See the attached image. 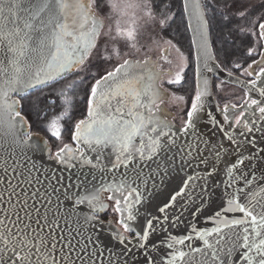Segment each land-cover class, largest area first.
Wrapping results in <instances>:
<instances>
[{"label":"snow or ice","instance_id":"snow-or-ice-1","mask_svg":"<svg viewBox=\"0 0 264 264\" xmlns=\"http://www.w3.org/2000/svg\"><path fill=\"white\" fill-rule=\"evenodd\" d=\"M140 19L176 30L152 38L167 72L136 58ZM189 57L178 128L164 85ZM226 83L244 94L221 105ZM0 264H264V0H0Z\"/></svg>","mask_w":264,"mask_h":264},{"label":"rangeland","instance_id":"rangeland-1","mask_svg":"<svg viewBox=\"0 0 264 264\" xmlns=\"http://www.w3.org/2000/svg\"><path fill=\"white\" fill-rule=\"evenodd\" d=\"M133 16H137V13L134 10L129 9V17L131 18ZM139 27L142 31V35L140 37L139 44H138V46L141 47V51L140 53L137 54L136 58L143 59L145 58V54H147L150 57H153L154 59L161 57L163 55L164 48L169 47V46L161 44L160 47H156L154 44H152V38L159 39L160 37H163L164 39H169L166 36L165 31L161 32L158 28H156L155 31H153V25L151 24V22H146L143 19H140ZM156 33H159V36H157ZM116 43H117V46L120 47L122 52L131 51L130 44L126 48L123 40H120L119 42H116ZM182 50L185 53L188 52L187 47H182ZM169 58L172 59L173 64L172 65L167 64L165 66V69L167 71L170 67H175L176 63H178V56L174 50L172 51L171 56ZM191 67H192L191 57H189L186 78H187L188 72L191 71ZM167 79L168 77L164 78L165 81ZM179 86H182V85H179ZM164 87L168 88L170 93L175 92L176 95H182L186 97L187 104L184 101L176 100L174 97H172V100L169 104L170 109L177 111L180 115L181 114L185 115L186 111L189 109L191 97L187 96L185 93L179 92V90H175L174 89L175 86H170V85L165 84ZM243 94H244L243 90H241L240 88L226 84L223 93H220L216 96L219 102L223 105L225 102H229V101L236 102L237 100H239V97H241ZM180 105H183L184 109H181ZM110 219H114L115 221L117 220V214L112 211V208L108 212V214H106L103 217V220L105 222L109 221Z\"/></svg>","mask_w":264,"mask_h":264},{"label":"water","instance_id":"water-1","mask_svg":"<svg viewBox=\"0 0 264 264\" xmlns=\"http://www.w3.org/2000/svg\"><path fill=\"white\" fill-rule=\"evenodd\" d=\"M153 60L157 61L159 63V61L157 59H154L153 57H151ZM245 77H242V79ZM225 80H227V77H224ZM235 87H238L235 84L232 83H226ZM239 88V87H238ZM242 90V89H241ZM170 93V92H169ZM171 96H168V99L166 100L165 104L163 105V107L165 108V110L169 113L170 118H173V113L167 108V103L170 101ZM213 100H218L217 96H214L212 98ZM219 101V100H218ZM222 105V104H221ZM174 122V119H173ZM175 123V122H174ZM176 124V123H175ZM176 126L179 128L181 126H178L176 124ZM205 131H208L207 128L204 129ZM45 162L47 163V160L45 158ZM75 169L69 170V171H65L63 172V175H65L66 177H69L72 175L73 172H75ZM224 179L223 175H221L217 180H216V185L217 187H215L212 192H211V198L209 199L208 203L204 205L203 211L200 213V215L198 217L194 218V222L197 224V226L201 229L208 227L211 228L213 227V224L211 223L212 218L215 216V213L217 211H221L223 206L225 205V197H224V191H223V187L221 185V181ZM73 183H75V180H73ZM110 195V193H103L102 198L104 200V202L109 206L108 211L101 213V219L103 220V217L108 214V212L111 210V208L113 207L112 205V201H110L108 199V196ZM231 215V214H229ZM240 215V214H237ZM112 221V227L115 228H119L120 226L116 223V221L114 219H110ZM109 220V221H110ZM104 221V220H103ZM109 224L108 221L105 222L103 225H100L97 227V232H100L102 235V238H106L108 236V229H109ZM173 234H176V232L178 231L177 229H173ZM181 234H183L181 232ZM156 243H159L160 237H155L154 238Z\"/></svg>","mask_w":264,"mask_h":264},{"label":"trees","instance_id":"trees-1","mask_svg":"<svg viewBox=\"0 0 264 264\" xmlns=\"http://www.w3.org/2000/svg\"><path fill=\"white\" fill-rule=\"evenodd\" d=\"M165 34H166V36L169 39H172L176 35V30L173 28L171 30V33H169V31H165ZM179 41H180V46L187 47V50H188L187 38L184 37V36H181V37H179ZM236 74L239 75L238 72ZM192 77H193V72H192V67H191V71L188 72V75H187V83L182 85V86H179V85L177 87L175 86L174 89L175 90H179V92L185 93L187 96L191 97V94L193 92V87H194V83H193ZM46 95H47L46 93L44 95H41V94L37 93L36 96H33L32 99L36 100L37 103H39L40 106L43 107L44 106V99H45ZM77 103L79 104V109L77 111H82V109H83V101H77ZM35 128H36V125L34 124L33 125V129L35 130Z\"/></svg>","mask_w":264,"mask_h":264},{"label":"flooded vegetation","instance_id":"flooded-vegetation-1","mask_svg":"<svg viewBox=\"0 0 264 264\" xmlns=\"http://www.w3.org/2000/svg\"><path fill=\"white\" fill-rule=\"evenodd\" d=\"M157 60L159 61V65H160V68L163 70V71H165V72H167V70L165 69V66L167 65V63H165V52L163 51V55L161 56V57H159V58H157ZM167 76H165L164 78H166ZM171 100H172V96H171V99H170V101L166 104L167 105V108L173 113V119H174V122L178 125V126H183V121L187 118L186 117V114L184 115V114H179L177 111H174V110H172V109H170L169 108V104H170V102H171ZM239 100H237L236 102H238ZM180 108L181 109H184V107H183V105H180ZM188 111V110H187ZM187 111H186V113H187Z\"/></svg>","mask_w":264,"mask_h":264}]
</instances>
